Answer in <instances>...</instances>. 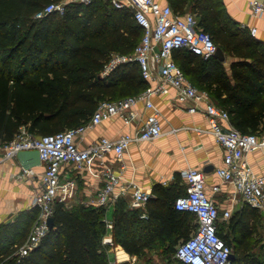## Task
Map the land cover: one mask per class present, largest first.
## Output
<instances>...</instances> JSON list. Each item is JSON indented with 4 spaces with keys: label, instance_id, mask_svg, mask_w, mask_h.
Instances as JSON below:
<instances>
[{
    "label": "trees",
    "instance_id": "16d2710c",
    "mask_svg": "<svg viewBox=\"0 0 264 264\" xmlns=\"http://www.w3.org/2000/svg\"><path fill=\"white\" fill-rule=\"evenodd\" d=\"M66 1L63 12L36 17L51 3ZM177 12L195 13L231 61L176 49L174 59L192 82L224 107L234 127L244 133L264 132V42L233 18L224 0H168ZM143 35L128 6L112 0H0V145L12 141L22 126L35 135L52 134L90 120L102 100L137 94L149 86L137 61L119 63L103 75L115 54L130 55ZM49 114V115H47ZM169 186L156 184L141 208L121 198L113 211L115 244L141 257L158 242L173 258L177 244L192 235L194 214L175 206L186 192L177 173ZM106 208L69 206L57 201L54 223L28 254L20 255L38 207L0 222V264H109ZM263 225L260 209L244 202L220 234L232 246L229 264H264L254 236ZM181 243V242H180ZM165 259V260H168Z\"/></svg>",
    "mask_w": 264,
    "mask_h": 264
},
{
    "label": "built area",
    "instance_id": "2783aa9c",
    "mask_svg": "<svg viewBox=\"0 0 264 264\" xmlns=\"http://www.w3.org/2000/svg\"><path fill=\"white\" fill-rule=\"evenodd\" d=\"M113 3L131 9L133 18L143 28V35L132 54H115L102 74H108L121 62L137 61L149 86L137 94L102 100L90 120L82 125L45 135H35L22 126L12 141L0 145V156L4 160L17 157L23 149H38L42 160L40 188L33 195V205L38 207L39 214L27 240L19 248L22 256L49 231L48 220L53 215L55 203L68 204L76 193V180L62 175L64 164L73 163L80 168L99 164L102 167L104 184L88 204L108 210L121 198H129L134 206L146 205L153 192L134 178L126 179L123 168L116 169L114 162L123 160L133 142L153 140L163 134L161 111L153 95L168 94L172 90L177 104L185 105L191 113L201 111L207 116L210 130L224 149V164L217 168V175L223 182L233 183L236 194L264 213V174H258L247 159L248 153L264 148V132L244 133L234 127L228 111L218 105L208 91L195 85L173 57L176 49L187 48L205 59L210 58L218 47L212 34L199 25L195 13L177 12L170 3L158 0H113ZM65 4L66 1L51 3L36 17L54 10L63 12ZM249 8L253 16L264 20V0H249ZM249 31L256 36L258 27L251 25ZM139 102H144L149 113L134 133L100 136L86 146L79 144L78 137L87 129L113 117H121L126 124L134 122L138 116L135 106ZM110 153L114 161L108 157ZM26 172L34 174V169H26ZM182 175L187 184L186 192L176 198L175 206L193 213L196 227L192 235L178 245L173 256L176 261L168 259L159 264H229L233 250L220 234L219 222L230 218L231 208L220 209L206 188V174L201 168L190 166ZM212 190L220 191V184H214ZM106 222L108 228L114 226L112 220L106 218ZM103 243L109 245V264H142L136 255L114 244L111 237H105Z\"/></svg>",
    "mask_w": 264,
    "mask_h": 264
},
{
    "label": "crops",
    "instance_id": "0c3cea01",
    "mask_svg": "<svg viewBox=\"0 0 264 264\" xmlns=\"http://www.w3.org/2000/svg\"><path fill=\"white\" fill-rule=\"evenodd\" d=\"M158 1L169 3L168 0ZM224 2L229 14L242 26L249 29V26L256 25L258 32L255 37L264 42V20L251 14L249 0H224ZM233 59L226 53L224 63L229 73ZM153 101L161 111L163 134L153 140L133 142L123 160L114 162L116 169L123 168L126 179L134 178L144 188L152 191L156 184L164 186L173 184L177 181V173L186 188L182 171L190 166H196L205 172L206 188L217 200L222 211L231 208L233 213L242 207L245 201L235 193V185L231 182H223L217 175V168L224 164V149L210 130L207 116L201 111L191 113L185 105L177 104L174 90L168 94H154ZM135 110L138 116L131 124H126L121 117H113L87 129L78 137L79 144L86 146L100 136L118 137L124 132L134 133L142 126L149 113L144 102L137 103ZM108 157L114 161L112 153ZM247 159L258 174H264V148L248 153ZM33 169L34 174L26 172L18 157L4 160L0 156V222L14 219L21 211L35 207L33 195L40 188V173L43 166L41 164ZM62 175L64 178L75 179L77 183L76 193L68 201L71 207L88 204L104 184L102 167L99 164L92 168H80L73 163L64 164ZM214 184H220L221 190L213 192ZM130 203L131 208L144 210L143 215L146 216V205L134 206L131 201ZM114 209L115 206L106 212V218L113 222V214L110 212ZM260 212L264 224V213L261 210ZM113 228L114 226L108 228L104 238L111 237L114 241ZM136 256L144 264L140 257Z\"/></svg>",
    "mask_w": 264,
    "mask_h": 264
},
{
    "label": "rangeland",
    "instance_id": "374dc122",
    "mask_svg": "<svg viewBox=\"0 0 264 264\" xmlns=\"http://www.w3.org/2000/svg\"><path fill=\"white\" fill-rule=\"evenodd\" d=\"M113 2V0H112ZM130 199L126 198L127 204L130 206ZM118 203V202H117ZM110 214H113V211L110 212ZM254 245L257 250H260V245L264 243V224L260 227L258 234L254 236ZM182 242V240L179 241L177 246ZM167 242H158L156 244H153L148 252H145L140 259L144 264H159L160 262L164 261L165 259L171 258V252L167 253L165 251L166 247L168 246ZM263 250V249H261ZM264 252V251H262Z\"/></svg>",
    "mask_w": 264,
    "mask_h": 264
},
{
    "label": "water",
    "instance_id": "95a60500",
    "mask_svg": "<svg viewBox=\"0 0 264 264\" xmlns=\"http://www.w3.org/2000/svg\"><path fill=\"white\" fill-rule=\"evenodd\" d=\"M215 56L218 57L220 60L226 59V53L221 46L217 47ZM17 157L25 169H32L33 167L40 166L42 164L40 151L38 149L20 150L17 154ZM53 223H54V216L52 215L48 220V224L50 228L53 226ZM233 256H234V252L230 254V258H232Z\"/></svg>",
    "mask_w": 264,
    "mask_h": 264
}]
</instances>
